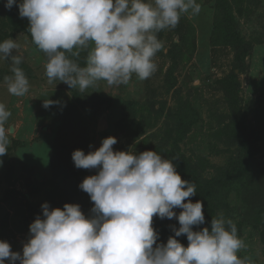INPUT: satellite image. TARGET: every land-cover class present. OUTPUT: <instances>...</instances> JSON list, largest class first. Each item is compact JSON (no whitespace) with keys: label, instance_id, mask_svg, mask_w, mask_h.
<instances>
[{"label":"rangeland","instance_id":"1","mask_svg":"<svg viewBox=\"0 0 264 264\" xmlns=\"http://www.w3.org/2000/svg\"><path fill=\"white\" fill-rule=\"evenodd\" d=\"M201 12L184 15L158 38L166 51L154 58L147 80L127 85L99 81L80 92L49 83L45 54L33 43L29 21L0 0V42L14 39L29 81L23 97L7 91L11 59H0V103L14 126L0 165V240L21 252L42 204L93 202L79 184L96 170L78 169L74 150L86 154L113 136L114 151H157L195 184L190 199L204 204L205 224L223 214L246 244L238 255L264 264V0H198ZM86 53L79 59L84 65ZM58 101L49 108L44 100ZM177 213L181 209H175ZM178 221L153 218L158 243L174 236ZM177 239L187 246L186 235ZM19 264V262H17Z\"/></svg>","mask_w":264,"mask_h":264},{"label":"clouds","instance_id":"2","mask_svg":"<svg viewBox=\"0 0 264 264\" xmlns=\"http://www.w3.org/2000/svg\"><path fill=\"white\" fill-rule=\"evenodd\" d=\"M14 5L47 58L48 82L80 92L99 81L118 87L133 75L149 79L157 71L154 58L166 51L158 34L175 29L182 16L201 12L198 0H5L6 9ZM19 47L14 39L0 42V59L13 65L12 76L4 77L7 91L23 97L29 81L19 67L22 56L13 55ZM58 103L44 100L43 107ZM10 116L0 103V157L8 154L14 132V126H5ZM116 143L109 136L95 151L72 153L76 168L96 170L79 184L93 202L90 214L79 204L50 208L43 203V216L30 224L22 253L0 240V264H252L238 255L246 244L222 213L211 219L210 228L194 230L205 224L204 204L192 202L196 186L181 178L172 160L152 150L114 151ZM154 217L179 223L166 243L157 242ZM182 235L187 246L177 239Z\"/></svg>","mask_w":264,"mask_h":264}]
</instances>
